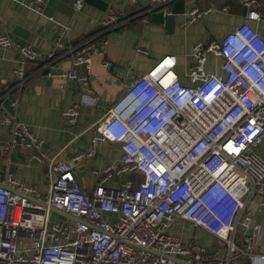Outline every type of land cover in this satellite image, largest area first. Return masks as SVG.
Wrapping results in <instances>:
<instances>
[{"label": "built area", "instance_id": "1", "mask_svg": "<svg viewBox=\"0 0 264 264\" xmlns=\"http://www.w3.org/2000/svg\"><path fill=\"white\" fill-rule=\"evenodd\" d=\"M42 2L30 0L37 8ZM82 4L83 0L72 1L75 10ZM244 5L248 19H259L257 0ZM202 12L194 8L188 21ZM121 16L124 13L111 9L100 24L111 29L126 21L118 20ZM100 44L91 39L74 46L58 42L56 49H66L63 54L72 64L63 75L78 83L93 81L91 55L101 54ZM0 45L13 42L0 33ZM192 46L190 85L179 82L175 56L164 55L145 73L132 75L96 121L92 142H117L121 154L101 169L91 189L76 182L74 169L77 160L96 154L93 146L44 163L49 174L44 192L9 169L0 171V264L213 261L202 249L173 237L171 229L179 220L225 243L226 256L220 263L228 264L232 254L244 250L249 264H264V252L251 251L254 235L245 236L251 220L247 205L258 199L264 206V158L255 151L264 140V37L244 23L220 40ZM16 51L15 85L24 83L27 66L41 61L39 70L47 68L52 77L56 52L41 53L29 44L17 45ZM207 54L222 58V74L205 70ZM102 61L111 66L109 60ZM77 65L84 67L82 74L76 72ZM6 96L0 97V104ZM99 99L89 89L83 91L79 101L63 111L67 123L77 122L81 103L97 104ZM2 119L10 132L4 149L11 153L23 145L31 158L42 161L43 141L14 115L2 112ZM121 173L129 178L117 187L105 185ZM51 207L77 220L52 219ZM237 235L245 249L237 247Z\"/></svg>", "mask_w": 264, "mask_h": 264}, {"label": "crops", "instance_id": "2", "mask_svg": "<svg viewBox=\"0 0 264 264\" xmlns=\"http://www.w3.org/2000/svg\"><path fill=\"white\" fill-rule=\"evenodd\" d=\"M72 1L43 0L37 8L30 0H0V33L6 34L13 42L12 46L0 45V92L16 81L14 69L19 65L17 45L29 44L41 53L59 52L56 49L58 42L68 46L85 34L102 28L100 23L111 9L124 14L137 11V16L145 13V22H121L101 39L104 40L99 46L101 54L91 55L93 81L90 83H78L63 75L72 68L67 57L53 65L52 77L47 72L37 73L41 71L38 69L27 75L21 86L14 85L5 93V96L13 94L17 97L13 104L17 114L15 117L27 125L34 137L43 141L40 149L44 151V158L42 161L31 158L30 151L23 145L11 153L4 149L10 132L9 125L2 119V112H6L3 109L0 110V171L9 169L39 192L47 189L49 174L44 163L52 159L70 158L93 146L96 154L75 162L76 182L85 189L94 187L101 169L107 163L119 159V143L101 140L93 143L92 137L96 121L123 92L132 75L145 73L164 55H174V71L179 82L190 85L192 82L187 73L195 42L210 38L220 40L244 23L264 37V0H257L256 10L260 16L257 20L246 17L249 12L244 5L246 0H184V11L174 14L173 25L169 28L162 22L151 20L152 13L171 5L172 2L166 4L168 0L159 4H151L148 0H137L135 4L130 0H105L103 7L83 0L78 10L73 8ZM194 8L204 12L197 19L188 21L189 12ZM103 59L112 62L111 66H104ZM221 62V57L207 54L205 70L222 74ZM74 68L78 74L84 72L82 65ZM87 89L100 98L98 103H81L77 122L68 124L63 111L79 101L81 93ZM255 151L264 158V140L256 145ZM128 178L127 173H121L105 181V185L117 187ZM245 211L255 221L251 251L264 252V206L258 199H253ZM171 232L183 243H191L210 254L213 261L206 264H222L220 259L226 256L225 243L204 229L179 220ZM236 244L240 250L245 249L242 236L237 235ZM228 264H249L244 250L232 254Z\"/></svg>", "mask_w": 264, "mask_h": 264}, {"label": "water", "instance_id": "3", "mask_svg": "<svg viewBox=\"0 0 264 264\" xmlns=\"http://www.w3.org/2000/svg\"><path fill=\"white\" fill-rule=\"evenodd\" d=\"M85 2H88L90 4H94L96 6L99 7H103L105 0H84ZM172 2L171 5L169 7H166L164 10H161L159 12H154L151 14V20L152 21H159L164 23L165 27L169 28V26L173 25V19H174V14L176 13H182L184 11L183 8V3L184 0H168L166 2L169 3ZM162 5H165L162 4ZM166 28V30H167ZM17 97L14 96L13 94H9L8 96H6L5 98H3L1 100V107L10 115H17L15 114V107H14V103L16 101ZM51 210L63 217H65L66 219H71L76 221L77 219L72 217L70 214L65 213L55 207H51ZM254 225H255V221L254 220H250L248 225H247V231H245V236L247 237H251L253 234V230H254ZM178 263L180 264H192L189 262H186L182 259L179 258H174ZM194 264V263H193Z\"/></svg>", "mask_w": 264, "mask_h": 264}, {"label": "trees", "instance_id": "4", "mask_svg": "<svg viewBox=\"0 0 264 264\" xmlns=\"http://www.w3.org/2000/svg\"><path fill=\"white\" fill-rule=\"evenodd\" d=\"M137 11H129L127 12L126 14H124V16H121L119 17L118 20H126V22L130 23L132 21H135V20H142L144 18V14L142 15H139L137 16ZM102 28H98L90 33H87L85 34L84 36H82L81 38L79 39H76L74 40L73 42H71V45L74 46V45H77L79 43H81L82 41L86 40V39H91L92 42L96 43V44H100L102 42V38H104L109 32L111 29H108L107 30H104L105 29L102 25H101ZM66 51V49H64ZM64 50H60L59 52H56L54 54V58L55 60L53 62H51V65L52 64H55L56 62H59L67 57H69L68 54H63L64 53ZM62 54V55H60ZM60 56V57H58ZM43 63V61L39 62L38 65L34 64V65H30V66H27L26 67V70H25V77H28L32 72H35L39 69V66ZM48 71L47 68L45 69H42L41 71H38L37 73H46ZM28 75V76H27ZM16 84V81H14L12 84H10L7 88L8 89H4L3 91L0 92V97L1 96H5V93L11 89L14 85Z\"/></svg>", "mask_w": 264, "mask_h": 264}, {"label": "rangeland", "instance_id": "5", "mask_svg": "<svg viewBox=\"0 0 264 264\" xmlns=\"http://www.w3.org/2000/svg\"><path fill=\"white\" fill-rule=\"evenodd\" d=\"M55 219V218H62V219H65L66 220V218L65 217H63V216H61V215H59V214H56V213H53V217H52V219Z\"/></svg>", "mask_w": 264, "mask_h": 264}]
</instances>
